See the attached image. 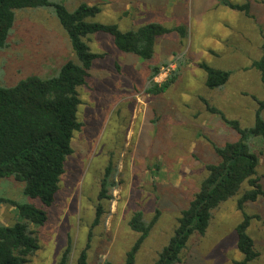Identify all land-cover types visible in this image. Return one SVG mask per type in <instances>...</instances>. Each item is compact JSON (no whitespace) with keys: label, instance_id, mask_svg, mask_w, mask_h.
Listing matches in <instances>:
<instances>
[{"label":"rangeland","instance_id":"374dc122","mask_svg":"<svg viewBox=\"0 0 264 264\" xmlns=\"http://www.w3.org/2000/svg\"><path fill=\"white\" fill-rule=\"evenodd\" d=\"M69 12L81 3L97 5L94 22L117 25L125 32L156 23L172 29L183 27L185 36L175 33L157 39L154 55L145 61L118 51L105 34L89 37L87 44L99 57L93 62L85 84L78 89L79 130L73 133L72 154L47 221L32 226L39 249L27 264H57L71 242L75 258L87 241L94 220L100 182L110 165L104 215L92 229L89 264H123L126 252L138 235L128 222L134 212L143 220L156 221L142 244L136 264H153L167 243L199 183L205 166L218 162L212 146L233 142L238 135L218 115L207 111L205 101L242 128L253 126L255 99L264 98L259 73L252 62L264 57L260 28L264 25V0H225L249 3L251 17L230 9L223 0H49ZM74 59L68 37L51 8L16 13L15 25L0 50V85H12L28 76H54ZM230 72L219 90L205 87V73L199 65ZM159 73L150 78L152 68ZM171 81L160 94L148 92L152 84ZM151 84V85H150ZM264 120V112L262 113ZM248 145L258 158L256 175L264 191V140L249 137ZM23 185L6 177L0 180V198L20 204H34ZM232 199L213 212L204 236H192L180 264H232L240 261L234 229L241 214ZM253 218L248 235L264 264V196L244 205ZM15 207L0 204V226L19 221Z\"/></svg>","mask_w":264,"mask_h":264},{"label":"trees","instance_id":"16d2710c","mask_svg":"<svg viewBox=\"0 0 264 264\" xmlns=\"http://www.w3.org/2000/svg\"><path fill=\"white\" fill-rule=\"evenodd\" d=\"M222 3L251 17L247 2L238 5L223 0ZM42 8L53 10L68 37L74 59L67 60L52 77L31 75L9 86L0 85V180L13 177L23 185V194L40 204H20L0 198V204L15 207L20 219L12 226H0V264H27L39 249L38 239L31 227H41L47 221L46 209L54 201L60 177L64 173V164L72 154L73 133L80 128L77 121L80 105L78 89L85 84L93 62L99 57L90 50L87 44L89 37L95 34L108 35L118 51L148 61L153 58L158 38L171 33L185 36L183 27L169 29L156 23L123 32L117 25L94 22L101 9L87 3H81L69 12L62 4L49 0H0V50L7 46L16 13ZM260 35L264 52V25L260 28ZM199 67L205 73V87L210 91L222 89L230 77V72L211 68L205 63ZM252 67L259 73L264 92V57L253 61ZM158 73V68H152L150 78ZM170 82L150 84L148 92L153 95L163 93ZM254 100L257 109L253 126L249 128H242L238 121L227 119L221 111L205 101L207 111L218 115L238 135V139L221 146H212L218 162L205 166L206 176L187 207L180 212L172 235L156 255L153 264H180L190 238L204 236L211 224L213 212L232 199H237L236 206L241 214V221L234 229L235 247L241 260L233 261L232 264H254L259 257L247 232L252 219L256 217L244 211L245 204L264 196L256 175L258 158L248 145L249 137L264 140V98ZM110 170L109 165L100 182L98 203L86 244L78 251L74 264H89L87 253L92 229L100 224L104 215L102 202L111 199L107 194L112 185L108 178ZM156 218L146 223L141 212L132 214L128 226L138 238L126 252L123 264H136V256ZM71 252V242L68 241L57 264H69Z\"/></svg>","mask_w":264,"mask_h":264}]
</instances>
